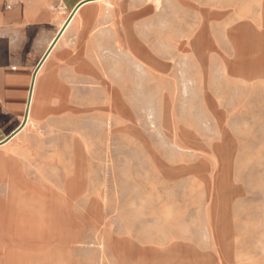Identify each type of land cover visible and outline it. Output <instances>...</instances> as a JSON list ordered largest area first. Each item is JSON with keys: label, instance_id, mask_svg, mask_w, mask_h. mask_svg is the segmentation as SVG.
Listing matches in <instances>:
<instances>
[{"label": "crops", "instance_id": "1", "mask_svg": "<svg viewBox=\"0 0 264 264\" xmlns=\"http://www.w3.org/2000/svg\"><path fill=\"white\" fill-rule=\"evenodd\" d=\"M131 60L145 63L139 100L148 113L163 118L157 126L171 133L175 144L169 147L233 148L232 142L247 137L230 134L264 132V0H0V150L12 142L17 146L25 135L39 85L46 100L61 102L50 109L59 114L67 100L81 99L69 95L99 84L102 70L107 81L101 83L113 85L115 69H121L126 99L125 69ZM1 155V198L8 190L2 176H18L25 183L13 184V224L0 226V264H83L66 243V225L44 221L50 213L49 191L75 213L72 200L85 190L82 184L75 193L69 183L83 176L82 151L75 147L60 175L63 183L50 190L28 187V170L17 153ZM166 163L163 176H145L143 188L140 184L139 211L168 212L178 204L188 211L192 202L184 181L205 192L212 179L224 178L175 176L177 166ZM95 207L92 199L84 204L89 211ZM70 217L73 225L82 221ZM246 239L257 245V236ZM122 242L130 244L128 237ZM151 243L152 237L139 231L138 244L145 249ZM241 245L227 254L221 240L218 252L204 255L211 264H258V252Z\"/></svg>", "mask_w": 264, "mask_h": 264}, {"label": "rangeland", "instance_id": "2", "mask_svg": "<svg viewBox=\"0 0 264 264\" xmlns=\"http://www.w3.org/2000/svg\"><path fill=\"white\" fill-rule=\"evenodd\" d=\"M144 69L141 60H131L125 69L126 99L121 91V69H115L113 85L101 83L107 81L106 70H102L99 84L85 86L92 90L81 95H69L81 99L67 100L65 111L59 114L50 109L61 102L46 100L39 85L25 135L17 146L12 142L1 149V156L17 153L28 170V187L33 184L50 190L63 183L64 176L60 175L70 165L75 147L82 151L85 191L72 200L77 207L74 214L69 213L82 221L64 230L66 243L73 245L74 256L83 264H211L204 253L218 252L221 240L227 254L236 251L241 242L243 249L252 247L257 251L261 256L258 264H264V132L230 134L247 137L246 141L232 142L233 148L169 147L175 144L170 142L171 133H163L157 126L163 118L148 113V108L143 107L145 101L139 100L138 81L140 76L145 78ZM166 160L177 166L175 176L224 178L212 179L205 192L195 185L192 189L190 182L184 181L182 187L192 202L188 211L180 204L168 212L139 211L140 184L143 188L145 176H163ZM170 176H174L173 172ZM11 178L2 176L8 189L3 200L13 197ZM90 199L96 206L91 211L84 208ZM177 199L180 202V196ZM139 231L152 237L145 249L138 244ZM256 236L257 245L252 239L250 246L246 238ZM123 237L129 238V245L123 244ZM186 240L195 244H181ZM175 254L178 257L174 260Z\"/></svg>", "mask_w": 264, "mask_h": 264}, {"label": "bare ground", "instance_id": "3", "mask_svg": "<svg viewBox=\"0 0 264 264\" xmlns=\"http://www.w3.org/2000/svg\"><path fill=\"white\" fill-rule=\"evenodd\" d=\"M34 81V80H33ZM81 178V179H80ZM24 181H21L20 177L12 176L11 184H24ZM29 183V182H28ZM82 176H76L70 183V187L76 193L82 186ZM35 187L33 184H31ZM49 193V211L48 216H44V221L54 223L56 225H66L72 226L73 219L70 217V214L67 212V208L64 209L66 204L62 202V197L51 193ZM61 194V193H60ZM10 197L9 200H3L0 198V226L1 225H11L13 224V197ZM68 213V214H67Z\"/></svg>", "mask_w": 264, "mask_h": 264}, {"label": "water", "instance_id": "4", "mask_svg": "<svg viewBox=\"0 0 264 264\" xmlns=\"http://www.w3.org/2000/svg\"><path fill=\"white\" fill-rule=\"evenodd\" d=\"M45 55H46V54H45ZM45 55L42 57L41 61L39 62L38 67L41 65L42 61L44 60ZM33 79H34V76L32 77V80H31V85H30V92H29V95H31L32 86H33ZM29 98H30V96H29Z\"/></svg>", "mask_w": 264, "mask_h": 264}]
</instances>
